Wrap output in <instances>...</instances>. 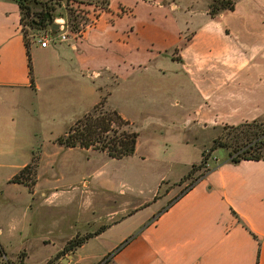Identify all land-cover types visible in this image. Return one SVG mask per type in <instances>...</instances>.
<instances>
[{
  "label": "crops",
  "instance_id": "crops-1",
  "mask_svg": "<svg viewBox=\"0 0 264 264\" xmlns=\"http://www.w3.org/2000/svg\"><path fill=\"white\" fill-rule=\"evenodd\" d=\"M115 1L125 4V0L112 1L108 10L74 41L47 48L30 42L29 53L33 45V49L43 53V58L37 63L32 58L29 75L18 4L15 0H0V93L11 95V101L16 96L15 100L22 96L30 99L31 94L37 97L43 88H55L65 79L81 80L87 89L84 78L93 80L89 91L94 88L97 92L103 86L94 85V81L104 73L116 78L119 71L152 67L155 77H166L169 88L178 84L183 96L192 97L194 102L188 107L192 116L182 118V124L192 122L203 129H218L264 121V0H222L229 7L220 6L214 13L207 8L202 21L189 19L183 29L176 26L171 29L173 34L164 33L165 37H174L169 47L157 46L159 50L149 56L142 53L151 51L150 47L143 51L137 46L128 48L138 5L126 4L130 10L121 17L113 8ZM163 55L176 66L171 64L164 70L160 63ZM169 68L171 71L167 73ZM52 93L55 94V89ZM98 102L92 103L83 115ZM59 149V153L77 150L86 160L88 156L91 158L89 150L61 145ZM182 151L178 152L179 157ZM136 156L145 159L139 156L137 145L128 159ZM191 165L173 180L157 178L149 199L141 200L135 207L127 208L123 201L95 222L79 212L53 214L48 222L41 217L45 208L56 213L72 205L76 198H64L62 190L69 196L75 187L56 182V163L48 164L49 170L44 175L50 176V181L44 187L39 188L37 177L32 189L14 184L27 190V201L22 206L21 228L13 216L5 226L0 224L3 252L0 264L13 259L2 244L5 231L21 234L26 253L23 264H59L55 258L61 252L59 262L67 259L68 264H95L88 256L93 245L104 246L96 264L106 256L107 264H264V160L232 163L227 157L181 193L187 186L181 180ZM23 168H18L14 176ZM81 179L82 208L87 207L84 198L90 190L91 178ZM9 180L7 183L12 184ZM163 188L165 192L161 195ZM4 200L9 214L19 207L11 196L5 195ZM123 225L129 226L127 232L118 231ZM102 227L105 228L101 233L86 239L79 247L65 250L73 238L92 234ZM49 245L53 251L46 254L44 248Z\"/></svg>",
  "mask_w": 264,
  "mask_h": 264
},
{
  "label": "rangeland",
  "instance_id": "rangeland-1",
  "mask_svg": "<svg viewBox=\"0 0 264 264\" xmlns=\"http://www.w3.org/2000/svg\"><path fill=\"white\" fill-rule=\"evenodd\" d=\"M112 1L114 0H44L40 3L28 1L25 5L27 9L23 11L21 17L24 39L28 44L30 42L39 44L45 33L52 30L53 35H57L56 29L52 26L63 24L68 34L67 43L74 41L81 37L80 32L93 25L101 14L108 10ZM124 3L122 5L120 1L113 2L117 16L123 17L128 13L130 9L126 4L138 5L134 33L129 34L128 48L137 46L143 51L150 47L151 51L142 53L147 55L155 54L154 52L159 50L158 47L163 49L169 47L173 36L165 37L164 33L173 34L174 31L171 32V29L176 26L182 28L185 22L190 21L189 19L194 22L202 21L203 11L207 8L208 12L214 13L220 6H228V3L222 0H125ZM46 15L51 17V21L46 20L38 27L37 24ZM156 29L162 31L156 32ZM175 53L178 51L175 50ZM30 58L32 66V58L37 63L43 58V53L33 49L31 45ZM160 63L164 70L171 64L176 66L171 60H167L165 55L162 56ZM151 64L152 62L148 65ZM151 70L152 67L146 70L135 68L133 71L130 69L119 71L115 73L117 80L104 73L99 80L94 81V85L103 86L102 91L97 92L94 88L89 91V84L93 80L84 78L83 82L86 81L88 84L87 89L80 83L81 80L65 79L59 81L55 88H43L37 97L31 94L30 99L22 96L15 100L16 96L11 101V95L0 93V224L5 226L8 219L13 216L18 228H21L24 216L22 206L27 201V190L21 185H14L10 180L18 172V168L26 165L28 168L17 174L20 181L36 183L37 177L39 188L44 187L50 181V176L44 175L49 170L47 165L55 162L58 173L55 181L61 186L71 184L75 187L73 194L69 193V196L63 190L61 192L66 200L76 197L74 203L56 213L51 208H45L41 215L43 220L49 222L53 214L79 212L95 222L105 217L112 206H117L123 201L126 202L127 208H132L141 200L149 199L152 184L160 176L173 180L193 164L181 180L187 182L182 193L185 188L191 187L211 171L218 161L229 157L236 144L228 128L225 126L218 129H203L196 123H180L185 116H192L191 111H188L189 103L194 102L192 97L183 96L177 88L178 84L169 88L170 83L166 77H155ZM167 71L169 73L170 68ZM53 89L55 94L52 93ZM94 102L98 104L101 102L104 111L115 110L130 122L131 129L138 134L139 156H144L145 159L136 156L114 160L106 153L92 149H89L91 158L88 156L87 160L77 150L59 153L57 138L63 136L77 119L92 112L96 105L83 115ZM161 121L163 124H159ZM244 130L247 133L250 131L258 133L252 128ZM217 138L220 142L230 144L231 148L218 147L216 153L212 154L209 150L213 140ZM161 148L164 149L163 153ZM181 149L182 156L179 157L178 152ZM82 176L91 178V186L90 190L86 191L85 200L83 199L87 207L81 208L79 202L82 198L80 195ZM7 180L12 184H8ZM164 189L160 190L161 195L164 194ZM119 190H123V193ZM5 195L11 196L19 206L12 214L6 212L3 206ZM128 229V225H123L118 231L127 232ZM2 244L13 257L12 260H7L6 264L24 263L26 253L22 248L23 241L19 232L7 234L5 231ZM103 248L102 245H93V250L88 253L95 264L102 255ZM44 250L49 254L53 248L49 245ZM62 257L61 252L55 260L59 264H68L67 259L59 262ZM106 259L108 256L103 260Z\"/></svg>",
  "mask_w": 264,
  "mask_h": 264
},
{
  "label": "trees",
  "instance_id": "trees-1",
  "mask_svg": "<svg viewBox=\"0 0 264 264\" xmlns=\"http://www.w3.org/2000/svg\"><path fill=\"white\" fill-rule=\"evenodd\" d=\"M18 4L21 17L27 9L26 2L32 1L40 3V0H15ZM229 7V6H228ZM26 56L28 61L29 75H31V58L28 50V43L25 42ZM229 134L236 144V147L229 153L232 163L241 161H260L264 160V122L254 121L239 126L227 127ZM256 129L247 133L244 129ZM138 134L131 129L130 122L125 120L117 111H104L101 102L96 105L92 112L85 114L71 125L67 132L57 138V143L68 149H83L106 153L110 159L121 160L134 155L137 145ZM244 139V142H242ZM220 148H231L228 143L214 139L210 152ZM28 168L26 165L20 173ZM37 169V166H36ZM190 174V173H189ZM188 174V175H189ZM19 175L14 176L10 181L14 184H21L28 189H32L35 182L20 181ZM105 227L100 228L92 234L84 237H75L66 246V251H71L79 247L86 239L98 235ZM0 252H3L0 249Z\"/></svg>",
  "mask_w": 264,
  "mask_h": 264
},
{
  "label": "built area",
  "instance_id": "built-area-1",
  "mask_svg": "<svg viewBox=\"0 0 264 264\" xmlns=\"http://www.w3.org/2000/svg\"><path fill=\"white\" fill-rule=\"evenodd\" d=\"M75 7H77V6H75ZM55 26H57V29H56L57 35L56 36L53 35L54 33L52 30L48 33H45L42 41L39 43L41 48H47L49 45H54L56 43L61 44V43L67 42V40H68L67 35L68 34L64 30V25L63 24H57ZM89 27L90 26H88L87 28H89ZM107 263H108V259L101 261L99 264H107Z\"/></svg>",
  "mask_w": 264,
  "mask_h": 264
},
{
  "label": "water",
  "instance_id": "water-1",
  "mask_svg": "<svg viewBox=\"0 0 264 264\" xmlns=\"http://www.w3.org/2000/svg\"><path fill=\"white\" fill-rule=\"evenodd\" d=\"M46 20H48V21H51V17L49 16V15H46L38 24H37V26L38 27H40L41 25H42V23L44 22V21H46ZM56 29H57V26H56Z\"/></svg>",
  "mask_w": 264,
  "mask_h": 264
}]
</instances>
